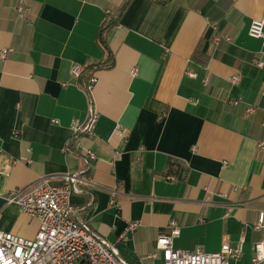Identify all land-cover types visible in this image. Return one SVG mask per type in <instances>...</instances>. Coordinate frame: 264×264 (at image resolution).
Segmentation results:
<instances>
[{
  "label": "crops",
  "instance_id": "crops-1",
  "mask_svg": "<svg viewBox=\"0 0 264 264\" xmlns=\"http://www.w3.org/2000/svg\"><path fill=\"white\" fill-rule=\"evenodd\" d=\"M125 1L0 0V51L9 49L0 55V230L33 238L37 220L8 193L80 173L91 151V186L70 196L73 216L130 264L163 263L155 239L171 221L175 247L214 252L243 237L230 264H254L263 235L254 224L264 223V39L248 31L264 0H130L119 14ZM214 28L229 39L214 45ZM74 64L88 71L75 78ZM89 98L98 117L78 151L71 124L83 121Z\"/></svg>",
  "mask_w": 264,
  "mask_h": 264
},
{
  "label": "built area",
  "instance_id": "built-area-1",
  "mask_svg": "<svg viewBox=\"0 0 264 264\" xmlns=\"http://www.w3.org/2000/svg\"><path fill=\"white\" fill-rule=\"evenodd\" d=\"M16 10L23 14L27 7L19 3ZM109 13L110 11L107 10ZM264 17L261 20L253 21L249 28V35L264 39L263 32ZM211 42L216 45L221 40H228L229 36L218 33L214 28ZM8 48L0 51L2 58L6 56ZM254 64L263 66L260 59H254ZM87 69L79 64H74L71 69L73 77L78 78ZM136 73V68L131 74ZM194 76L192 72H188ZM238 74L229 78L231 83L237 82ZM97 82L94 75H90L84 84V90L90 92ZM206 81H204L205 83ZM83 121H72V139L75 140V150L79 151L80 144L77 139L80 136H91L93 126L97 120L98 113L94 108L91 98ZM234 105L237 99L232 101ZM254 112L252 106L245 108V115L249 116ZM264 124V121H263ZM122 134L123 131L117 130ZM71 142V141H70ZM68 142L64 150L72 151ZM258 149H264V141L257 142ZM85 167L80 173H67L62 175L58 184H51L49 179L44 177L35 185L25 190H15L8 193V199L17 203L22 212L33 217L38 222V228L33 238H26L12 232L0 230V264H130L120 253L116 243H111L95 230L87 221L73 216V207L70 203V196L73 193L84 192L85 187L91 186L90 177L86 175L87 169L95 155L86 151L82 155ZM167 179H173L167 175ZM137 226L136 222L128 224L127 232L133 231ZM254 229L260 230L263 235L254 243V255L252 262L258 263L264 260V223L257 221ZM180 227L171 221L165 231L160 232L155 239V249L160 251L162 264H230L237 260L242 252L243 237L230 245L223 243L218 251L205 252L201 249L190 250L174 246V239L179 235ZM126 234L120 237L124 239ZM156 253H150L147 258H155Z\"/></svg>",
  "mask_w": 264,
  "mask_h": 264
},
{
  "label": "trees",
  "instance_id": "trees-1",
  "mask_svg": "<svg viewBox=\"0 0 264 264\" xmlns=\"http://www.w3.org/2000/svg\"><path fill=\"white\" fill-rule=\"evenodd\" d=\"M130 0H126L125 2H124V4L120 7V9H119V14L120 13H122L123 12V10L125 9V7H126V5L128 4V2H129ZM170 0H154V2H156V3H159V4H164V3H167V2H169ZM119 16V15H118ZM111 21H112V19H108V23L106 24V28L105 29H107L110 25H112L113 24V22L111 23ZM103 44H104V42H103ZM105 46V45H104ZM197 50V49H196ZM193 56L195 57V58H200V60H202V58H201V56L197 53V51H195L194 53H193ZM205 60V59H204ZM88 71V70H87ZM73 151V150H72Z\"/></svg>",
  "mask_w": 264,
  "mask_h": 264
}]
</instances>
